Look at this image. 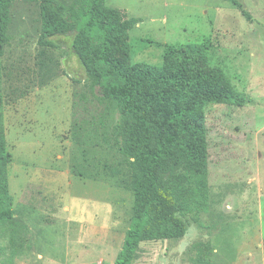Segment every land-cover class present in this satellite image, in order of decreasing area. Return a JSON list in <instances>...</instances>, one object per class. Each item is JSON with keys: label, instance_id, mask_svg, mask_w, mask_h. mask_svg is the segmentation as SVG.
I'll list each match as a JSON object with an SVG mask.
<instances>
[{"label": "rangeland", "instance_id": "obj_1", "mask_svg": "<svg viewBox=\"0 0 264 264\" xmlns=\"http://www.w3.org/2000/svg\"><path fill=\"white\" fill-rule=\"evenodd\" d=\"M236 1L252 21L231 0H107L140 20L135 61L160 65V44L211 40V66L251 100L207 106L205 205L183 215L184 238L143 243L134 264H264V0ZM44 2L13 3L0 65L16 213L11 229L0 223V264H115L135 201L119 115L91 88L70 38L39 46Z\"/></svg>", "mask_w": 264, "mask_h": 264}, {"label": "trees", "instance_id": "obj_2", "mask_svg": "<svg viewBox=\"0 0 264 264\" xmlns=\"http://www.w3.org/2000/svg\"><path fill=\"white\" fill-rule=\"evenodd\" d=\"M15 1L0 0V65L11 40ZM231 2L252 21L238 1ZM41 17L39 46L61 49L55 38H70L71 53L91 88L99 89L101 99L118 112L116 145L129 160L135 201L115 264H134L143 243L184 238L188 225L183 215L205 205L210 166L207 106L243 107L251 100L236 90L223 68L211 66V40L160 44L163 61L151 65L134 59L131 31L140 20L107 0H74L69 6L45 0ZM11 160L0 92V223L7 230L16 219Z\"/></svg>", "mask_w": 264, "mask_h": 264}]
</instances>
